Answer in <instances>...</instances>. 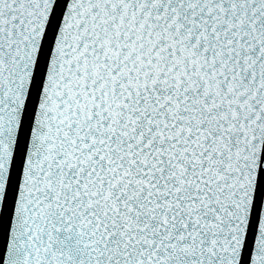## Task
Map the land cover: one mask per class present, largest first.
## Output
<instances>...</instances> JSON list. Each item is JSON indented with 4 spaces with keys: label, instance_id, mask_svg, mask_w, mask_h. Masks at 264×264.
Segmentation results:
<instances>
[{
    "label": "snow or ice",
    "instance_id": "6c2138e0",
    "mask_svg": "<svg viewBox=\"0 0 264 264\" xmlns=\"http://www.w3.org/2000/svg\"><path fill=\"white\" fill-rule=\"evenodd\" d=\"M5 227L3 264H264V0H0Z\"/></svg>",
    "mask_w": 264,
    "mask_h": 264
},
{
    "label": "water",
    "instance_id": "95a60500",
    "mask_svg": "<svg viewBox=\"0 0 264 264\" xmlns=\"http://www.w3.org/2000/svg\"><path fill=\"white\" fill-rule=\"evenodd\" d=\"M59 14V9H57V15ZM9 222H10V214H9ZM7 246V228L0 232V264H3L4 254L6 252Z\"/></svg>",
    "mask_w": 264,
    "mask_h": 264
}]
</instances>
